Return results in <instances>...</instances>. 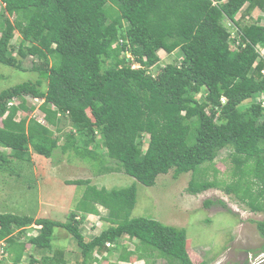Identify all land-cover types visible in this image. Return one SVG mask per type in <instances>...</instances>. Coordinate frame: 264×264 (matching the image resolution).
<instances>
[{
  "label": "trees",
  "instance_id": "obj_1",
  "mask_svg": "<svg viewBox=\"0 0 264 264\" xmlns=\"http://www.w3.org/2000/svg\"><path fill=\"white\" fill-rule=\"evenodd\" d=\"M0 4V82L6 77L2 67L24 71L23 59H38L32 66L36 80L0 90L2 169L17 173L11 164L30 162L33 151L49 157L60 146L90 158L101 173L124 171L148 186L162 173L173 170L178 177L192 171L188 191L197 194L221 185L206 172L229 148L232 179L223 181V190L264 213V54L259 50L264 24H242L236 18L245 5L248 13L264 10V0ZM17 33L21 39L15 43ZM161 49L169 54L178 50L182 59L161 66ZM154 67L157 74L151 72ZM28 97L44 99L39 109L49 125L29 115L36 107ZM21 112L25 115L19 117ZM63 120L70 123L67 132ZM205 163L210 165L199 170ZM68 183L85 186L78 207L84 214L74 212L60 221L0 212V242L9 243L4 248L13 264H25L24 258L28 264H71L65 250L53 245L57 228L79 247L74 264H154L159 256L168 264H196L185 228L131 217L136 184L99 188L89 179ZM98 204L108 212L102 217L108 225L87 237L83 221L87 214H99ZM256 223L264 237V219ZM32 224L41 225L38 233L20 241L18 236ZM126 236L137 240L135 248L123 245ZM0 264L8 263L0 258Z\"/></svg>",
  "mask_w": 264,
  "mask_h": 264
},
{
  "label": "rangeland",
  "instance_id": "obj_2",
  "mask_svg": "<svg viewBox=\"0 0 264 264\" xmlns=\"http://www.w3.org/2000/svg\"><path fill=\"white\" fill-rule=\"evenodd\" d=\"M236 18L240 19L242 24L253 21L264 24V10L256 8L248 13L247 5H245ZM225 24L234 33L236 32L229 20H226ZM20 39L21 36L17 33L14 42L17 43ZM259 50L264 54L263 46H259ZM158 55L161 66L173 61L176 57L182 59L178 50L169 54L161 49ZM37 62L36 57L29 56L23 59L24 71H17L8 66L2 67L6 77L0 82V90L25 80H36L38 73L32 70V66ZM139 66L138 63L133 64L135 68ZM158 70L156 67L151 68V72L154 74H157ZM198 97L201 98L202 94H198ZM43 101L42 98L28 97V102L36 107L29 114L30 116L44 120V113L38 108ZM24 115L25 112H21L19 117ZM45 123L47 124V122ZM61 127L64 132L71 128L68 120H63ZM78 137L88 138L82 134H78ZM97 139L100 140V135L97 136ZM146 146L147 143L144 147ZM89 147L94 148L93 146ZM229 152V148L222 150L216 158L214 167H210L206 172L210 181H221V185L192 194L188 191L192 171L178 177L174 175L173 170L169 173H162L158 176L155 185L148 186L124 171L101 173L98 165L90 158L78 156L74 152H63L60 146L55 148L49 157L33 151L30 162H15L10 165L19 176L21 175L20 177L14 170L13 172L5 171L0 167V212L65 221L74 212L84 214L81 210L78 211V207L84 195L85 186L69 184V180L89 179L99 188L103 186L107 188L125 187L136 184L137 203L131 212V217L154 218L165 224L185 228L188 240L191 242L190 252L194 263L264 264V237L256 223V221L264 219V213L253 212L236 195L225 193L222 187L223 181L232 179V163L229 159ZM108 165L117 166L111 161L108 162ZM209 165L210 163H205L200 166L199 170ZM214 168L217 169V172ZM204 174H201L200 178H203ZM207 200L215 202L207 206L205 205ZM218 200H223L226 205L218 203ZM97 208L100 211L99 214H87L83 221L84 234L87 237H93L108 225L102 218L106 217L108 212L99 204ZM79 217L80 215L76 219ZM40 227L41 225L32 224L24 235L18 236L20 237L18 239L27 242L30 236L38 233ZM53 242V245L65 250L64 256L71 264L78 260L79 247L64 229H56ZM122 242L129 249L135 248L137 244L136 239L128 236L122 238ZM8 244L7 241H4L2 245L7 247ZM27 248L31 252L33 247L29 244ZM10 257L9 251L2 254L0 252V258H5L8 264H13ZM37 257L39 258V256ZM117 257L118 252L114 253L113 261H116ZM154 261V264H168V260L160 256ZM24 263L28 264L26 258H24ZM137 264H147V262L143 260Z\"/></svg>",
  "mask_w": 264,
  "mask_h": 264
},
{
  "label": "built area",
  "instance_id": "obj_3",
  "mask_svg": "<svg viewBox=\"0 0 264 264\" xmlns=\"http://www.w3.org/2000/svg\"><path fill=\"white\" fill-rule=\"evenodd\" d=\"M40 106V105H39ZM39 106H38V108H39ZM42 124H46L45 122H47V120H46V118H45V113H44V120H41L40 118H37ZM104 209V208H103ZM106 210V209H105ZM0 252H1V254L3 253V252H5V248H4V246L3 245H1V247H0Z\"/></svg>",
  "mask_w": 264,
  "mask_h": 264
},
{
  "label": "clouds",
  "instance_id": "obj_4",
  "mask_svg": "<svg viewBox=\"0 0 264 264\" xmlns=\"http://www.w3.org/2000/svg\"><path fill=\"white\" fill-rule=\"evenodd\" d=\"M40 105H41V104H40ZM45 125H49V123L47 122V124H45ZM103 208H104V207H103ZM106 211H107V210H106ZM99 213H100V211H99ZM2 244H3V242L1 243V245H2ZM1 245H0V246H1Z\"/></svg>",
  "mask_w": 264,
  "mask_h": 264
},
{
  "label": "crops",
  "instance_id": "obj_5",
  "mask_svg": "<svg viewBox=\"0 0 264 264\" xmlns=\"http://www.w3.org/2000/svg\"><path fill=\"white\" fill-rule=\"evenodd\" d=\"M90 215V214H89ZM92 215H95V214H92Z\"/></svg>",
  "mask_w": 264,
  "mask_h": 264
}]
</instances>
